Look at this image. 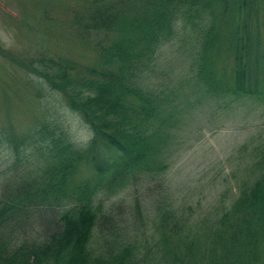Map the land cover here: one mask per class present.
I'll return each mask as SVG.
<instances>
[{
    "label": "trees",
    "instance_id": "1",
    "mask_svg": "<svg viewBox=\"0 0 264 264\" xmlns=\"http://www.w3.org/2000/svg\"><path fill=\"white\" fill-rule=\"evenodd\" d=\"M74 11L70 26L79 41H93L92 60L5 53L19 71L0 73L8 84L0 95L22 112L6 111L0 123V150L11 158L0 185V264H264V149L251 180L214 222L200 223L202 232L157 202L148 240L138 197L129 221L94 200L167 170L184 108L144 80L179 32L194 34L184 39L195 88L264 104V0H85ZM48 95L88 128L86 143L72 139ZM45 210L57 220L43 223Z\"/></svg>",
    "mask_w": 264,
    "mask_h": 264
},
{
    "label": "rangeland",
    "instance_id": "2",
    "mask_svg": "<svg viewBox=\"0 0 264 264\" xmlns=\"http://www.w3.org/2000/svg\"><path fill=\"white\" fill-rule=\"evenodd\" d=\"M84 1L0 0V73L11 71L9 76L12 77L19 71L15 64L8 62L5 53L28 57L47 50L53 53L60 50L81 61L92 60L93 41H79L77 32L70 26V14H75L74 10ZM177 26L180 28V23ZM184 35L194 37L191 31H181L162 45L153 68L145 75L148 81L144 80L145 85L169 93L184 108V115L174 127L173 152L167 170L161 177L127 186L114 194H96L94 199L104 213L114 212L129 221L133 219L135 198L138 197L143 219L137 217L141 221L137 224L143 226L142 236L148 240L154 235L157 202L185 219L186 226L202 232L200 223L214 222L237 197L243 181L251 180L256 168L250 166L259 155L258 149H264V104L250 97L214 98L195 88L188 72L190 41L184 39ZM6 85V81H2V86L0 82V90H5ZM2 96L0 123L4 112L8 111L9 115H21L22 112L13 100L11 103ZM47 97H50L48 106L61 109L59 114L64 117L63 123L72 139L86 143L91 133L83 122L58 105L56 97ZM27 105L31 104L27 102ZM23 118H26L25 114ZM10 159L8 152L1 149L0 185L7 175L5 169ZM55 209L60 211L62 208ZM54 214L55 218L51 211L45 210L41 220L43 223H49L52 218L57 220V212ZM36 218L33 212L27 215L31 222ZM18 226L16 232L20 233L23 229ZM25 226L28 233L30 229ZM37 229L31 230L35 236L40 235ZM1 233L7 237L15 234L6 227ZM17 239L9 244L10 248L23 241L21 235Z\"/></svg>",
    "mask_w": 264,
    "mask_h": 264
}]
</instances>
